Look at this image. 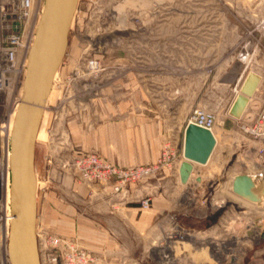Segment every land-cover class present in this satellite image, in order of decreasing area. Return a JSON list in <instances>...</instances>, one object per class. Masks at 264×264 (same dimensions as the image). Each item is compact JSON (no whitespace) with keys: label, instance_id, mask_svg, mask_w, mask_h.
I'll return each mask as SVG.
<instances>
[{"label":"rangeland","instance_id":"obj_1","mask_svg":"<svg viewBox=\"0 0 264 264\" xmlns=\"http://www.w3.org/2000/svg\"><path fill=\"white\" fill-rule=\"evenodd\" d=\"M77 9L36 153L40 205L55 197L73 221L37 233L64 235L86 249L79 230L88 206L105 205L110 215L135 206L139 221L163 195L165 210L147 231L121 221V264H213V244L222 242L234 249L241 243L242 252L236 259L217 256V264H264V208L230 191L234 176L256 175L264 128L260 138L246 134L245 119L229 114L250 71L263 78L252 101L264 102V0H79ZM118 30L126 39L120 46ZM87 52L101 62L98 75L84 69ZM196 109L216 112L218 142L209 163L195 165L184 186L177 166ZM247 113L256 111L250 105ZM168 146L174 164L147 173ZM88 154L130 176L85 179L78 161ZM176 225L189 235L182 246L172 240L174 248L166 238ZM167 245L175 263L162 260Z\"/></svg>","mask_w":264,"mask_h":264},{"label":"water","instance_id":"obj_2","mask_svg":"<svg viewBox=\"0 0 264 264\" xmlns=\"http://www.w3.org/2000/svg\"><path fill=\"white\" fill-rule=\"evenodd\" d=\"M79 0H45L36 38L29 55L24 79L22 102L17 110L10 137V209L13 221L10 229L9 254L11 264H41L38 238V178L36 146L44 112L58 72L67 55L70 32ZM262 83L254 71L246 76L241 94L229 114L236 120L253 122L254 113L246 110ZM258 111L261 104L251 103ZM184 158L180 179L187 185L195 165H207L216 149L212 131L188 124L184 134ZM200 179H198L199 181ZM230 191L237 197L264 208V174H240L232 179Z\"/></svg>","mask_w":264,"mask_h":264},{"label":"built area","instance_id":"obj_3","mask_svg":"<svg viewBox=\"0 0 264 264\" xmlns=\"http://www.w3.org/2000/svg\"><path fill=\"white\" fill-rule=\"evenodd\" d=\"M44 6L45 0H0V193L3 195L0 199V264H11L9 242L13 217L4 189L5 171L9 173L10 179V124L22 102L29 55ZM118 8L113 11L112 15L115 23L120 20L121 16ZM78 13L77 9L73 24ZM98 13V19L105 21L106 15L102 13V10L97 11ZM117 32L119 35L114 37L115 41L117 40L115 44L120 46L126 39L120 35L123 31L118 30ZM131 38L133 37H129L128 40ZM96 46L98 51L103 49V45ZM83 61L84 69L89 75H98L103 70L101 62L96 57H91L88 52ZM188 124H195L212 131L217 127L218 116L212 110L196 109ZM263 128L264 102L260 110L256 111L254 121L251 123L243 121L241 125L244 133L257 138L262 136ZM256 155L258 157L256 175L264 174V148L256 149ZM175 161L176 157L172 155L168 146L164 160L147 170V173H153L161 168H170ZM78 166L87 180L99 179L107 182L111 176L117 175L125 179L130 176L129 173L120 174L115 167L102 161L95 154H88L85 159L81 158ZM177 172L180 175L178 170ZM119 188L117 185L116 190ZM37 238L41 264H98V258L80 247L75 241L58 235H47L43 232L37 233Z\"/></svg>","mask_w":264,"mask_h":264},{"label":"crops","instance_id":"obj_4","mask_svg":"<svg viewBox=\"0 0 264 264\" xmlns=\"http://www.w3.org/2000/svg\"><path fill=\"white\" fill-rule=\"evenodd\" d=\"M122 103H126V101ZM53 198L55 199V197H50L47 199L43 208L37 198V230H48L51 228L55 229L58 227L60 222L62 223V220L68 219L73 221L72 218L67 217L66 213L62 214L60 203L56 199L53 202ZM163 198L164 197L162 195L160 202L157 198L153 199V209L149 213H143L139 221L137 219L139 215V209L135 206L128 207L125 213L120 212L115 215H110L108 212V207L105 205L96 203V206H88L86 211L84 209L81 214L79 237L82 241V244L86 247V250L93 253L98 258V264H121L122 260L120 254L125 251L121 244L122 241H120L121 231L124 229V225L121 224V221L126 224L129 223V228L132 226L134 230L139 229L140 231H147L152 227L154 220L157 218L159 213H162L165 210V207L162 205L165 202ZM70 234H72L71 236L76 235L75 233ZM63 238L74 240L64 235Z\"/></svg>","mask_w":264,"mask_h":264},{"label":"bare ground","instance_id":"obj_5","mask_svg":"<svg viewBox=\"0 0 264 264\" xmlns=\"http://www.w3.org/2000/svg\"><path fill=\"white\" fill-rule=\"evenodd\" d=\"M171 4V3H170ZM73 24V23H72ZM109 39V38H108ZM114 40V39H113ZM108 42V41H107ZM101 45V44H100ZM106 46V45H105ZM257 73V72H256ZM258 74V73H257ZM58 76V75H57ZM57 76H56V78H57ZM261 76V75H260ZM262 77V76H261ZM262 80H263V78H262ZM242 87V86H241ZM241 87L237 90V93H239L238 95H240L241 94ZM51 95H52V93H51ZM51 95H50V97H51ZM237 95V96H238ZM256 95V94H255ZM254 95V96H255ZM254 98V97H253ZM253 98L252 99H250V102H249V105H248V107H247V110H248V108L250 107V105H251V103H252V100H253ZM50 99V98H49ZM247 110H246V112H247ZM243 118H244V116H243ZM242 118V119H243ZM13 122H14V120L12 121V123L10 124L11 125V127H10V131L12 132V130H13ZM212 133L214 134V136H215V138H216V140H217V142H218V138H217V134H216V131H215V129L214 130H212ZM40 135V134H39ZM38 139H39V137H38ZM182 160L179 162V164H178V166H177V170L178 171H180V167H181V165H182V163L185 161V158H184V147H183V153H182ZM195 169V168H194ZM233 179V178H232ZM178 180L180 181V184H182L181 183V179H180V175H178ZM190 180H191V178H190ZM190 180H189V182H190ZM231 184H232V182H231ZM9 185H10V179H9V173L8 172H4V189H5V196H6V201H7V204L10 206V191H9ZM183 185V184H182ZM185 186V185H184ZM249 203V202H248ZM251 204V203H250ZM170 229H172V228H170ZM167 235L169 236V237H167L166 238V240H168L169 239V241L167 242L168 244H170L171 246H173L174 248L177 246H182L183 244H185L186 242H184V241H186V239L188 238V233L186 234V233H184V231L183 230H181L179 227H177V225L173 228V230H171V232H169L168 231V233H167ZM258 232H257V234H256V239L258 238ZM176 239H178V241H176ZM172 240H174L175 241V245L176 246H174V241H172ZM181 240H183V242L181 241ZM230 243V242H229ZM171 246H166L167 248H165L164 249V253H163V251H161V254H162V260H163V262L165 261L164 259H167V261H168V259L169 260H171L172 262H174L175 263V261H176V256L174 255V251L172 250L173 249V247H171ZM232 247V244L230 243V244H228L227 242H222L221 244H213V250L215 251V253L214 254H212V258H214V261L212 262L213 264H217V262H216V258H217V256H221V257H226L227 259H229V258H234V259H236V255L238 256H240L241 255V252H242V245H241V243H235L234 244V246H235V249L234 248H231ZM168 252V251H170L169 252V254L170 255H165V252ZM198 254V253H197ZM210 260V259H209Z\"/></svg>","mask_w":264,"mask_h":264}]
</instances>
